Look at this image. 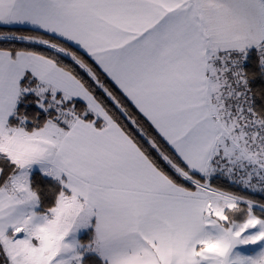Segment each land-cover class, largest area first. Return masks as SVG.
Segmentation results:
<instances>
[{
    "label": "snow or ice",
    "instance_id": "6c2138e0",
    "mask_svg": "<svg viewBox=\"0 0 264 264\" xmlns=\"http://www.w3.org/2000/svg\"><path fill=\"white\" fill-rule=\"evenodd\" d=\"M0 264H264V0H0Z\"/></svg>",
    "mask_w": 264,
    "mask_h": 264
},
{
    "label": "trees",
    "instance_id": "16d2710c",
    "mask_svg": "<svg viewBox=\"0 0 264 264\" xmlns=\"http://www.w3.org/2000/svg\"><path fill=\"white\" fill-rule=\"evenodd\" d=\"M39 182V181H38Z\"/></svg>",
    "mask_w": 264,
    "mask_h": 264
}]
</instances>
